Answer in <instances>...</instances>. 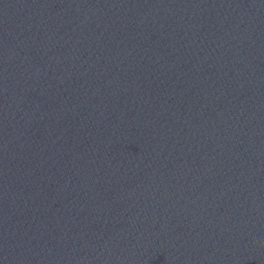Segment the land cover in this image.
<instances>
[{
  "label": "water",
  "instance_id": "obj_1",
  "mask_svg": "<svg viewBox=\"0 0 264 264\" xmlns=\"http://www.w3.org/2000/svg\"><path fill=\"white\" fill-rule=\"evenodd\" d=\"M0 264H264V0H0Z\"/></svg>",
  "mask_w": 264,
  "mask_h": 264
}]
</instances>
